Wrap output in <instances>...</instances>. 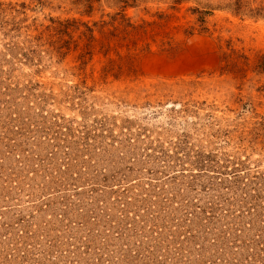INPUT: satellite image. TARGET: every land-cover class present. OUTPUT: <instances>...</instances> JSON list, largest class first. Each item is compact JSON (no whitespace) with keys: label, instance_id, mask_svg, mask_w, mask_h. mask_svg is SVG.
Wrapping results in <instances>:
<instances>
[{"label":"rangeland","instance_id":"rangeland-1","mask_svg":"<svg viewBox=\"0 0 264 264\" xmlns=\"http://www.w3.org/2000/svg\"><path fill=\"white\" fill-rule=\"evenodd\" d=\"M0 264H264V0H0Z\"/></svg>","mask_w":264,"mask_h":264}]
</instances>
